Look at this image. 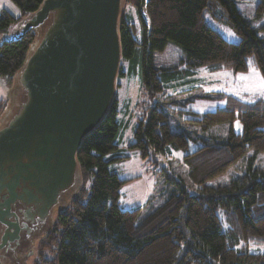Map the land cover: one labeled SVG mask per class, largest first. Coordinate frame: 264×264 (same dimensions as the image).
Segmentation results:
<instances>
[{
    "label": "trees",
    "instance_id": "16d2710c",
    "mask_svg": "<svg viewBox=\"0 0 264 264\" xmlns=\"http://www.w3.org/2000/svg\"><path fill=\"white\" fill-rule=\"evenodd\" d=\"M20 10L0 14V78L9 89L36 40L33 31L21 40L8 42L17 24L34 12L43 0H11ZM137 8L140 0H128ZM150 25L140 15L138 25L124 16L121 28L124 67L121 76L140 62L143 88L150 101L129 145L143 159L188 151L190 135L174 133L161 102L152 101L164 90L163 81L177 74H191L200 67L217 71H247L248 58L264 78V26L256 28L237 6L236 0H149ZM256 18H264V0H259ZM231 26L240 41L230 42L208 26L206 16ZM263 32V35H261ZM181 47L184 68L158 69L154 54L168 43ZM130 65L126 70L125 64ZM222 99L226 104L200 116L203 131L239 121L241 130L218 134L188 151L184 160L189 177L198 186L194 195L172 175L176 185L167 201L143 214L142 208L124 210L121 192L129 179H122L110 166L128 156L121 155L118 97L100 127L83 143L79 153L84 185L71 206L57 216L55 230L40 242L33 264H264V252H252L251 244L264 245V175H246L231 183L209 186L206 182L224 172L253 149L264 152V97L245 101L215 93L200 96ZM9 98L0 101V116ZM199 115V114H198ZM92 179L88 200L83 201L85 183Z\"/></svg>",
    "mask_w": 264,
    "mask_h": 264
},
{
    "label": "water",
    "instance_id": "95a60500",
    "mask_svg": "<svg viewBox=\"0 0 264 264\" xmlns=\"http://www.w3.org/2000/svg\"><path fill=\"white\" fill-rule=\"evenodd\" d=\"M127 3L43 0L2 38L36 35L0 116V264H28L83 189L81 147L118 96Z\"/></svg>",
    "mask_w": 264,
    "mask_h": 264
},
{
    "label": "rangeland",
    "instance_id": "374dc122",
    "mask_svg": "<svg viewBox=\"0 0 264 264\" xmlns=\"http://www.w3.org/2000/svg\"><path fill=\"white\" fill-rule=\"evenodd\" d=\"M253 1L236 0V3L241 12L253 21V26L260 28L264 26V18H256L255 8L252 6ZM0 3L13 15H20V10L11 0H0ZM125 16L127 21L135 22L138 25L136 38L142 41V25L137 8L126 4ZM206 23L230 42L237 43L241 39L231 26L217 21L210 15L206 16ZM184 58L181 47L171 42L163 51H157L154 54L155 66L158 69L184 68L186 66ZM248 66L247 71L239 72L233 70L212 72L207 67H200L191 74H177L175 79L169 80H165L160 74L164 90L152 101L161 102L163 110L169 115L170 127L174 133L184 132L190 135L191 143L188 151L202 145L201 139L203 138L208 139L215 134L226 136L232 128L235 131L241 130V124L237 120L234 123L213 126L203 131L202 124L196 120L201 115L216 111L226 104L225 100L222 99H206L200 98V96L225 93L245 101H254L259 97H264V80H262V74L255 65L253 56H249ZM129 67V63L125 64L126 70ZM1 93L3 92L0 90V99H6L7 94ZM117 97L119 109L117 142L121 146L119 153L128 157L112 164L110 170L118 173L122 179H129L121 192V208L134 210L141 207L143 214L159 208L177 188L168 179L172 175L184 184L189 193L196 194L198 186L191 181L189 167L184 160L188 151L176 150L170 156L159 155L152 161V159H143L137 150L129 147L134 141V132L139 121L145 119V109L150 101L143 88L140 62L133 63L129 73L120 77ZM250 174H258L259 178L264 175V152L249 150L226 172L208 180L206 184L214 187L226 185L235 179ZM92 183V179H88L85 183L87 189L86 195L83 197L85 202L88 200ZM40 242L34 248V254L29 259L28 264L34 263ZM250 250L252 252H264V245L251 244Z\"/></svg>",
    "mask_w": 264,
    "mask_h": 264
},
{
    "label": "crops",
    "instance_id": "0c3cea01",
    "mask_svg": "<svg viewBox=\"0 0 264 264\" xmlns=\"http://www.w3.org/2000/svg\"><path fill=\"white\" fill-rule=\"evenodd\" d=\"M258 2H259V0H254L253 1V7L256 9V6H257V4H258ZM4 9H6L5 7H4V5H2V3H0V13L2 12V10H4ZM248 10L250 9V8H247ZM252 9V8H251ZM2 88V89H1ZM0 90H1V92H3V93H1V94H7V97L9 96V93H10V89L7 87V85L5 84V82L3 81V79L2 78H0ZM2 96V95H1ZM2 99H0V101H1Z\"/></svg>",
    "mask_w": 264,
    "mask_h": 264
},
{
    "label": "snow or ice",
    "instance_id": "6c2138e0",
    "mask_svg": "<svg viewBox=\"0 0 264 264\" xmlns=\"http://www.w3.org/2000/svg\"><path fill=\"white\" fill-rule=\"evenodd\" d=\"M249 63H251V61H249ZM243 78V77H242ZM262 80H264V78H262Z\"/></svg>",
    "mask_w": 264,
    "mask_h": 264
}]
</instances>
